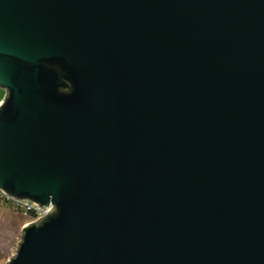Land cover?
I'll list each match as a JSON object with an SVG mask.
<instances>
[{"label": "water", "instance_id": "obj_1", "mask_svg": "<svg viewBox=\"0 0 264 264\" xmlns=\"http://www.w3.org/2000/svg\"><path fill=\"white\" fill-rule=\"evenodd\" d=\"M0 86L9 264H264V0H0Z\"/></svg>", "mask_w": 264, "mask_h": 264}, {"label": "rangeland", "instance_id": "obj_2", "mask_svg": "<svg viewBox=\"0 0 264 264\" xmlns=\"http://www.w3.org/2000/svg\"><path fill=\"white\" fill-rule=\"evenodd\" d=\"M6 92L0 86V100L5 99ZM33 219L9 205L0 204V264H9L17 256L25 227L36 223Z\"/></svg>", "mask_w": 264, "mask_h": 264}, {"label": "built area", "instance_id": "obj_3", "mask_svg": "<svg viewBox=\"0 0 264 264\" xmlns=\"http://www.w3.org/2000/svg\"><path fill=\"white\" fill-rule=\"evenodd\" d=\"M0 203H9L15 207L22 209L23 213L27 215L33 213L35 215L33 222L36 223L48 216V213L53 204L50 203L48 207H46L29 198H20L9 194L8 192L2 189H0Z\"/></svg>", "mask_w": 264, "mask_h": 264}, {"label": "trees", "instance_id": "obj_4", "mask_svg": "<svg viewBox=\"0 0 264 264\" xmlns=\"http://www.w3.org/2000/svg\"><path fill=\"white\" fill-rule=\"evenodd\" d=\"M48 66V65H47ZM51 67H49L51 70H52V72H53V74L57 77V78H62V79H65L66 78V76H67V74L65 73V71H63L59 66H52V65H50ZM61 88H65V87H59L58 89H61ZM2 100V99H1ZM1 100H0V102H1ZM0 204H4V205H9V206H11V207H13L15 210H17V211H20V212H22L23 213V210L22 209H20V208H18V207H15V206H13V205H11V204H9V203H0ZM28 216H30V217H32V218H34L35 217V215L32 213V214H29Z\"/></svg>", "mask_w": 264, "mask_h": 264}, {"label": "crops", "instance_id": "obj_5", "mask_svg": "<svg viewBox=\"0 0 264 264\" xmlns=\"http://www.w3.org/2000/svg\"><path fill=\"white\" fill-rule=\"evenodd\" d=\"M2 101H3V100H1V102H2ZM1 102H0V103H1Z\"/></svg>", "mask_w": 264, "mask_h": 264}]
</instances>
